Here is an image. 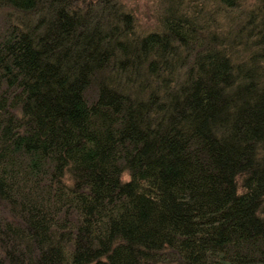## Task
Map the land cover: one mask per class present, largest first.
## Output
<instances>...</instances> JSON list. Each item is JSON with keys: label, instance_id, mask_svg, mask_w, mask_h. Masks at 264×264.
Instances as JSON below:
<instances>
[{"label": "trees", "instance_id": "obj_1", "mask_svg": "<svg viewBox=\"0 0 264 264\" xmlns=\"http://www.w3.org/2000/svg\"><path fill=\"white\" fill-rule=\"evenodd\" d=\"M0 7V264H264V0Z\"/></svg>", "mask_w": 264, "mask_h": 264}, {"label": "rangeland", "instance_id": "obj_2", "mask_svg": "<svg viewBox=\"0 0 264 264\" xmlns=\"http://www.w3.org/2000/svg\"><path fill=\"white\" fill-rule=\"evenodd\" d=\"M118 2L122 3L123 6H125L128 10L130 9L135 16L137 17V27L138 28H145L150 25H154L156 22L155 18V9H156V2L157 0H117ZM213 1V0H212ZM210 0V2H212ZM252 2L253 0H242L243 6H245L246 2ZM212 4L211 6L215 5V3H209ZM222 7V6H220ZM223 9H220L219 11H222ZM4 8L0 7V14H3ZM237 11V10H235ZM7 12V9L5 10ZM231 15V13H229ZM218 17L221 19L220 27H218L219 30H223V17L221 13H219ZM127 177V174L124 175Z\"/></svg>", "mask_w": 264, "mask_h": 264}]
</instances>
